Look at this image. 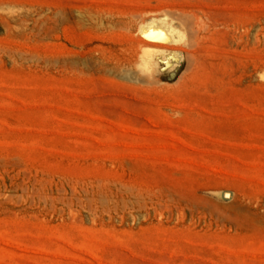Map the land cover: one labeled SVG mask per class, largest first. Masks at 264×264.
Wrapping results in <instances>:
<instances>
[{"label": "rangeland", "instance_id": "374dc122", "mask_svg": "<svg viewBox=\"0 0 264 264\" xmlns=\"http://www.w3.org/2000/svg\"><path fill=\"white\" fill-rule=\"evenodd\" d=\"M0 264H264V0H0Z\"/></svg>", "mask_w": 264, "mask_h": 264}, {"label": "bare ground", "instance_id": "6f19581e", "mask_svg": "<svg viewBox=\"0 0 264 264\" xmlns=\"http://www.w3.org/2000/svg\"><path fill=\"white\" fill-rule=\"evenodd\" d=\"M149 38H161L166 39L167 35L166 32H164L162 29L160 30H152L147 34Z\"/></svg>", "mask_w": 264, "mask_h": 264}]
</instances>
